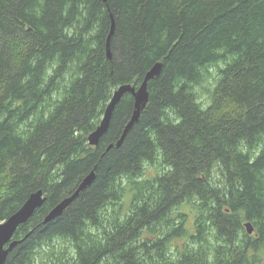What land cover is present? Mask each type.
I'll use <instances>...</instances> for the list:
<instances>
[{
	"label": "trees",
	"instance_id": "16d2710c",
	"mask_svg": "<svg viewBox=\"0 0 264 264\" xmlns=\"http://www.w3.org/2000/svg\"><path fill=\"white\" fill-rule=\"evenodd\" d=\"M37 191L5 264H264V0H0V222Z\"/></svg>",
	"mask_w": 264,
	"mask_h": 264
},
{
	"label": "water",
	"instance_id": "95a60500",
	"mask_svg": "<svg viewBox=\"0 0 264 264\" xmlns=\"http://www.w3.org/2000/svg\"><path fill=\"white\" fill-rule=\"evenodd\" d=\"M114 33H115V24H113L112 26V31L108 43L110 42L111 37L113 36ZM108 57L109 59H112V53L110 49L108 52ZM162 68H163L162 63L155 64L152 67V69L147 72L143 83L138 89L132 87L130 84H122L116 89L114 96L112 97V100L108 106V110L105 113V117L103 118L100 126L89 136L88 140L91 146L94 147L99 146L101 139L109 130L113 113L117 105L121 102L125 94L132 93V95L135 98L136 110L130 122L123 131V134L119 139L118 143L116 144V147H120L123 144L128 133L139 122L143 112L145 111L148 105L149 82L161 74ZM113 146L114 145L112 144L110 145L109 148H112ZM95 178H96V173L94 169L83 178L84 179L83 182L80 184L74 195L62 201L58 206H56L52 210V213L50 216L47 217L46 222L52 221L62 216L64 212L76 200V198L80 196V193L84 191L87 187L92 185V183L95 181ZM46 200H47L46 198H43V192L39 191L33 194L26 203V205L18 213L12 216L8 221L0 222V264H5L8 255L13 250V248L19 243H21V240H16L9 245V243L13 240L15 233L17 232L19 227L25 224L33 216L35 211L46 202ZM246 228L249 234H253L254 227L251 223H247Z\"/></svg>",
	"mask_w": 264,
	"mask_h": 264
},
{
	"label": "bare ground",
	"instance_id": "6f19581e",
	"mask_svg": "<svg viewBox=\"0 0 264 264\" xmlns=\"http://www.w3.org/2000/svg\"><path fill=\"white\" fill-rule=\"evenodd\" d=\"M110 35H111V33H110ZM110 35H109V37H110ZM109 37H108V41H109ZM111 38H112V37H111ZM110 41H111V40H110ZM107 45H108V52H109V45H110V42H109ZM151 81H152V80H151ZM132 87H135L136 89L139 88V87L137 88L136 86H132ZM115 91H116V90H115ZM148 91H149V86H148ZM114 93H115V92H114ZM127 94H128V93H127ZM130 94L132 95V93H130ZM125 95H126V94H125ZM125 95H124V96H125ZM113 96H114V94H113ZM132 96H133V95H132ZM149 96H150V94H149ZM133 97H134V96H133ZM134 99H135V98H134ZM111 100H112V99H111ZM110 102H111V101H110ZM148 103H149V102H148ZM109 104H110V103H109ZM109 104H108V106H109ZM108 106H107V108H106L105 113H106L107 110H108ZM146 108H147V107H146ZM135 110H136V107H135V101H134V110H133V113H132L131 118L133 117ZM114 111H115V110H114ZM105 113H104L103 118L105 117ZM131 118H130V120H131ZM102 120H103V119H102ZM130 120L128 121V123L130 122ZM101 122H102V121H101ZM128 123H127V125H128ZM100 124H101V123H100ZM127 125H126V126H127ZM99 126H100V125H99ZM99 126H98V127H99ZM126 126H125V128H126ZM98 127H97V128H98ZM125 128H124V130H125ZM88 139H89V138H88ZM83 180H84V179H82V181L80 182V184L83 182ZM80 184L78 185V187L80 186ZM78 187L76 188V190L74 191V193H73L72 195L75 194V192L77 191ZM89 187H90V186H89ZM87 188H88V187H87ZM87 188H86L85 190H87ZM85 190H84V191H85ZM37 192H39V191H37ZM37 192H36V193H37ZM42 192H43V191H42ZM82 192H83V191H82ZM82 192H81V193H82ZM81 193H80V195H81ZM33 194H35V193H33ZM33 194L30 195V197L27 199V201L24 203V205H23V206H22V207H21L16 213H18V212H19V211H20V210L26 205V203L28 202V200L31 198V196H32ZM72 195H71V196H72ZM71 196H69V197H67V198H70ZM79 197H80V196H79ZM79 197H77L76 199H78ZM43 198H46V195L44 194V192H43ZM67 198H65V199H67ZM46 199H47V198H46ZM65 199H63L62 201H64ZM62 201H61V202H62ZM61 202H60V203H61ZM60 203H59V204H60ZM59 204H57L56 206H58ZM42 206H43V205H42ZM42 206H41V207H42ZM56 206H55V207H56ZM55 207H54V208H55ZM54 208H53V209H54ZM38 209H39V208H38ZM53 209H52V210H53ZM52 210L46 215V217H45V219H44V221H43L44 224H47V223L52 222V221L55 220V219H54V220H52V221L46 222V219H47L48 216L51 215ZM35 212H36V211H35ZM16 213H14L12 216H14ZM34 214H35V213H34ZM34 214H33V215H34ZM12 216H11V217H12ZM11 217H9V218H8L7 220H5V221H8ZM32 217H33V216H32ZM32 217H31V218H32ZM31 218H30V219H31ZM58 218H59V217H58ZM30 219H29V220H30ZM56 219H57V218H56ZM29 220H28V221H29ZM28 221H27V222H28ZM27 222H26V223H27ZM26 223H25V224H26ZM25 224H23V225H25ZM246 231H247V230H246ZM13 239H14V238H13ZM14 241H16V240H12V241L9 243V245H10L12 242H14Z\"/></svg>",
	"mask_w": 264,
	"mask_h": 264
},
{
	"label": "rangeland",
	"instance_id": "374dc122",
	"mask_svg": "<svg viewBox=\"0 0 264 264\" xmlns=\"http://www.w3.org/2000/svg\"><path fill=\"white\" fill-rule=\"evenodd\" d=\"M216 77H217V73L215 71H213V79L212 80H209L207 83H205L206 84V88L202 89V87H200L198 89V92L200 93V95L205 98L204 100L206 101L205 103L207 105H209L210 102L208 101V98H207V96L205 94L208 92V90L210 89V87L211 88L213 87V84L215 83V78ZM184 211L187 212V213H189V215H190V218L191 219L189 221V226L191 227V225L194 223L195 214H194V212H192L193 210H190V208H186ZM176 242L177 241H175V243Z\"/></svg>",
	"mask_w": 264,
	"mask_h": 264
}]
</instances>
